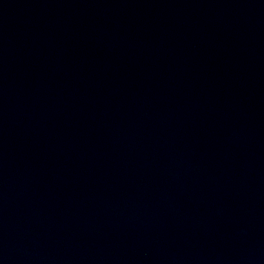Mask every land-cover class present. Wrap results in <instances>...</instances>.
Listing matches in <instances>:
<instances>
[{
	"label": "water",
	"instance_id": "1",
	"mask_svg": "<svg viewBox=\"0 0 264 264\" xmlns=\"http://www.w3.org/2000/svg\"><path fill=\"white\" fill-rule=\"evenodd\" d=\"M0 264H264V0H0Z\"/></svg>",
	"mask_w": 264,
	"mask_h": 264
}]
</instances>
